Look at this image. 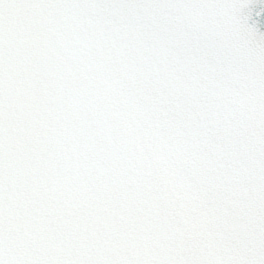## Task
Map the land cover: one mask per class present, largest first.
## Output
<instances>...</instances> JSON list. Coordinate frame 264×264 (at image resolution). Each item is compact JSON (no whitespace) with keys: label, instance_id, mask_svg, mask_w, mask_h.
I'll list each match as a JSON object with an SVG mask.
<instances>
[{"label":"snow or ice","instance_id":"6c2138e0","mask_svg":"<svg viewBox=\"0 0 264 264\" xmlns=\"http://www.w3.org/2000/svg\"><path fill=\"white\" fill-rule=\"evenodd\" d=\"M0 264H264V0H0Z\"/></svg>","mask_w":264,"mask_h":264}]
</instances>
